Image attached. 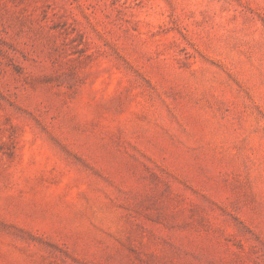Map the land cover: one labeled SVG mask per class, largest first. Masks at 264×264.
I'll use <instances>...</instances> for the list:
<instances>
[{
	"label": "rangeland",
	"instance_id": "374dc122",
	"mask_svg": "<svg viewBox=\"0 0 264 264\" xmlns=\"http://www.w3.org/2000/svg\"><path fill=\"white\" fill-rule=\"evenodd\" d=\"M0 264H264V0H0Z\"/></svg>",
	"mask_w": 264,
	"mask_h": 264
}]
</instances>
